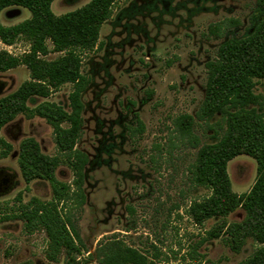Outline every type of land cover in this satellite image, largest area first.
<instances>
[{"label": "rangeland", "instance_id": "374dc122", "mask_svg": "<svg viewBox=\"0 0 264 264\" xmlns=\"http://www.w3.org/2000/svg\"><path fill=\"white\" fill-rule=\"evenodd\" d=\"M89 1L55 0L51 10L61 16ZM255 2L119 0L101 27L97 46L76 51L89 84L81 96L83 126L75 149L86 154L88 162L83 199L71 196L57 205L59 216L70 221L79 238L74 241L80 251L72 256L75 263L96 264L95 250L108 240L139 250L153 264H241L258 248L250 238L238 252L224 233L209 238L208 233L221 223L241 221L242 209L201 225L187 215L191 202L210 195L209 189L193 182L198 148L215 143L225 129L222 117L210 122L196 117L205 95V66L216 59L222 43L250 34ZM14 9L20 15L7 18ZM29 18V11L21 7L0 13L4 26ZM5 46L0 41V50ZM28 50L22 40L8 48L16 57ZM60 55L50 53L46 59ZM29 79L24 66L0 73V98ZM72 90V84H65L46 99L31 98L27 107L32 110L48 102L70 112ZM254 92L264 98V80L258 81ZM181 115L195 119L192 134L199 145L175 133L173 122ZM1 136L12 152L0 158V177L11 179L0 189V264H69L64 249L50 259L46 230H31L20 217L23 208L31 210L32 200L47 206L53 192L47 181L22 179L19 144L33 138L43 154L63 160L53 128L41 117L20 114L1 130ZM227 171L238 195L251 189L257 174L255 161L246 155L230 161ZM55 177L72 187L74 175L66 163L56 169Z\"/></svg>", "mask_w": 264, "mask_h": 264}, {"label": "trees", "instance_id": "16d2710c", "mask_svg": "<svg viewBox=\"0 0 264 264\" xmlns=\"http://www.w3.org/2000/svg\"><path fill=\"white\" fill-rule=\"evenodd\" d=\"M54 1L0 0V13L11 7H21L30 13L29 19L16 25L0 23V41L4 45L12 46L21 40L29 45L28 52L19 57L0 50V73L24 66L30 75L16 91L0 98V158H7L12 152L1 130L18 115L41 117L53 128L54 141L63 160L43 154L33 138L19 144L17 164L22 179L26 183L47 181L53 192V201L47 206L32 200L31 210L29 206L23 208L20 217L27 228L46 230L50 259H55L64 249L68 263L77 264L72 256L80 252L74 244L79 240L78 235L70 221L59 216L57 209V205L71 196L83 199V171L88 162L86 154L75 149L83 126L81 96L89 84V79L81 72L82 60L76 51H92L97 46L101 27L111 18L119 0H90L61 16L51 10ZM252 21L253 30L248 36L222 43L216 59L206 63L205 95L196 117L206 122L222 117L225 129L215 143L198 148L192 165L193 182L209 189L210 195L191 202L187 215L194 224L201 225L242 209L245 215L241 221L221 223L208 233L209 238L224 233L237 252L250 238L258 248L241 264H264V98L254 92L258 81L264 80V0H256ZM50 53L61 55L47 60ZM65 84L73 85L68 97L70 112L48 102L28 109L27 102L31 98L46 99ZM194 125L195 119L190 115H181L173 122L175 133L190 137L197 146L198 139L192 134ZM216 125L220 127V123ZM139 129L142 130L141 125ZM241 155L255 161L257 174L251 189L238 195L232 190L227 167ZM62 162L73 172L72 187L55 177ZM95 252L96 264H153L142 252L117 240L99 244Z\"/></svg>", "mask_w": 264, "mask_h": 264}, {"label": "water", "instance_id": "95a60500", "mask_svg": "<svg viewBox=\"0 0 264 264\" xmlns=\"http://www.w3.org/2000/svg\"><path fill=\"white\" fill-rule=\"evenodd\" d=\"M20 10L19 9H14V10H9L7 13H6V17L9 18V19H12V18H16L20 15Z\"/></svg>", "mask_w": 264, "mask_h": 264}, {"label": "flooded vegetation", "instance_id": "af4514ba", "mask_svg": "<svg viewBox=\"0 0 264 264\" xmlns=\"http://www.w3.org/2000/svg\"><path fill=\"white\" fill-rule=\"evenodd\" d=\"M10 181H11L10 178H2V177H0V189L2 187H5L7 184H9Z\"/></svg>", "mask_w": 264, "mask_h": 264}, {"label": "built area", "instance_id": "2783aa9c", "mask_svg": "<svg viewBox=\"0 0 264 264\" xmlns=\"http://www.w3.org/2000/svg\"><path fill=\"white\" fill-rule=\"evenodd\" d=\"M8 48H10V46H5V49L4 50L9 53Z\"/></svg>", "mask_w": 264, "mask_h": 264}, {"label": "crops", "instance_id": "0c3cea01", "mask_svg": "<svg viewBox=\"0 0 264 264\" xmlns=\"http://www.w3.org/2000/svg\"><path fill=\"white\" fill-rule=\"evenodd\" d=\"M5 49V48H4Z\"/></svg>", "mask_w": 264, "mask_h": 264}]
</instances>
